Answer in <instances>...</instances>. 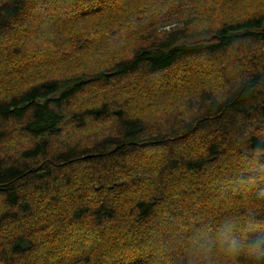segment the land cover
<instances>
[{"label":"trees","instance_id":"trees-1","mask_svg":"<svg viewBox=\"0 0 264 264\" xmlns=\"http://www.w3.org/2000/svg\"><path fill=\"white\" fill-rule=\"evenodd\" d=\"M70 1L0 3V40L24 15L66 10ZM97 1L121 0H82L87 4L74 11L87 18ZM141 1L155 13L151 0ZM234 1L197 0L194 10L208 14L202 21L174 16L148 25L132 56L103 71L47 79L0 101V264H105L104 249L115 251L110 264H193L200 237L214 235L225 221L236 226L237 237L242 234L245 247L237 260L264 264L247 254L249 245L264 241V182L258 184L264 167V11L228 16ZM169 3L173 10L188 7ZM224 59L226 68L214 69L218 90L191 93L159 122L130 116L126 106L107 98L117 82H166L190 62L214 68ZM91 86L103 100L78 109ZM107 119L114 120V135L89 145L64 137L66 125L86 131L89 121ZM10 122L34 141L17 154L2 148L9 138L3 124ZM79 185L83 192L76 193ZM202 221L212 227H198ZM9 225L19 230L10 239ZM221 256L228 264L218 253L213 264Z\"/></svg>","mask_w":264,"mask_h":264},{"label":"rangeland","instance_id":"rangeland-1","mask_svg":"<svg viewBox=\"0 0 264 264\" xmlns=\"http://www.w3.org/2000/svg\"><path fill=\"white\" fill-rule=\"evenodd\" d=\"M4 1L6 0H0V3ZM81 1L67 2L66 4L73 5L63 8L66 10L62 11L59 10L60 7H55L53 11L42 13L39 16H34L35 13L26 14L13 28L7 29L0 40V101L8 99L13 94H20L26 88L47 79L55 77L76 79L83 75H92L103 71L105 65L110 66L118 58L132 56L131 49L139 40V32L147 33L144 29H147L148 25L167 24L174 16L193 15L200 21L203 20L202 17L208 16V14L199 13L201 8L198 12L194 10L193 5L197 0L193 3V0H168L167 3H165L167 0H151L154 3L155 13L150 12L148 4H144L141 0H135V2L121 0L117 4L111 5H107V2L97 1V4L93 5V10L90 11L88 8L92 14L87 18H81L79 12L74 10L81 9L89 2L81 4ZM170 1H181L188 7L184 6L173 10L170 8ZM234 2L236 3L235 9L227 14L228 16L239 15L241 11L249 13L264 11V5L259 7L253 5L252 1L236 0ZM75 3H79V5H75ZM227 62L226 59L219 60L214 63V68H212V64H203V61L190 62L181 70L171 72L166 77V82L163 77L159 80L154 78L155 81L149 83L151 87L149 84L145 86V83L149 81L139 82L137 77H133L121 83L117 82L116 86L108 88L107 98H113V101L126 106L130 116L159 122L166 118L175 107H181L184 98L189 97L191 93L205 88L218 90L220 83L215 71L224 70ZM199 65L203 67L205 74L202 72L203 69L198 67ZM106 69L109 68L105 67ZM163 83L168 84L165 89L162 88ZM98 93H100V89L94 86L89 87L77 108L84 110L93 103L98 105L103 100ZM70 125H66L64 137L69 136L70 139L67 141H78L82 145L92 144L95 140L116 133L113 119L91 120L88 122L86 131L82 127ZM3 128L6 137H9L2 147L4 153L17 154L32 146L34 141L22 133L16 123L3 124ZM58 141L64 142L65 140L62 137ZM158 162L160 161L155 160L154 163ZM244 163L249 166L254 162L245 161ZM259 172L263 176L258 183L261 184L264 182V167L260 168ZM241 186L248 189L246 188L247 184ZM89 187L92 190V187ZM79 192H83L80 185L76 193ZM3 207H5V201L0 197V208ZM205 225L206 222L202 221L198 227H212ZM18 233L19 230L14 225L5 228L6 237L9 239ZM239 238L242 239L241 233ZM104 250L106 251L105 264L112 263L115 259V251L111 252L113 249ZM141 252L143 251L139 250L135 254ZM216 259H219V264L224 263L222 256L221 258L216 257ZM158 262L167 264L162 260H158ZM236 264H241V262L237 260Z\"/></svg>","mask_w":264,"mask_h":264},{"label":"clouds","instance_id":"clouds-1","mask_svg":"<svg viewBox=\"0 0 264 264\" xmlns=\"http://www.w3.org/2000/svg\"><path fill=\"white\" fill-rule=\"evenodd\" d=\"M244 244L236 236V226L225 221L214 235L203 234L198 240L193 264H213L216 253L222 254L228 264H236L237 258L244 251ZM250 259H264V241H256L248 246Z\"/></svg>","mask_w":264,"mask_h":264}]
</instances>
